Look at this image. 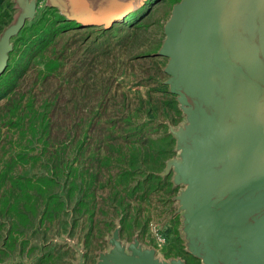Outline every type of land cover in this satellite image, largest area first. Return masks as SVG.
Returning <instances> with one entry per match:
<instances>
[{
  "label": "rangeland",
  "instance_id": "rangeland-1",
  "mask_svg": "<svg viewBox=\"0 0 264 264\" xmlns=\"http://www.w3.org/2000/svg\"><path fill=\"white\" fill-rule=\"evenodd\" d=\"M183 1L147 0L132 25L60 28L41 51L30 39L46 23L75 21L70 0H27L28 11L0 1V71L24 65L13 115L0 96V264L210 263L190 237L178 165L184 154L199 160L193 145L182 150L189 114L172 106L168 58L156 74L145 57L163 48ZM256 53L232 83L264 69V44Z\"/></svg>",
  "mask_w": 264,
  "mask_h": 264
},
{
  "label": "water",
  "instance_id": "water-1",
  "mask_svg": "<svg viewBox=\"0 0 264 264\" xmlns=\"http://www.w3.org/2000/svg\"><path fill=\"white\" fill-rule=\"evenodd\" d=\"M17 1L30 10L27 0ZM146 1L70 0L68 18L110 27ZM166 36L157 54L169 60L171 91L191 125L182 150L193 145L199 154L197 162L185 154L178 162L190 183L185 199L195 249L209 264H264V117L256 111L264 94L250 88V75L232 83L237 66L264 44V0H184ZM253 71L264 80L262 67ZM139 263L152 264L148 258Z\"/></svg>",
  "mask_w": 264,
  "mask_h": 264
},
{
  "label": "trees",
  "instance_id": "trees-1",
  "mask_svg": "<svg viewBox=\"0 0 264 264\" xmlns=\"http://www.w3.org/2000/svg\"><path fill=\"white\" fill-rule=\"evenodd\" d=\"M2 1V0H0ZM147 2V1H146ZM136 12V11H135ZM135 12H132L131 14L127 15L122 22L123 23H127L129 25L133 24V21H131V16H134L137 18L138 22H141V20H143L145 18V13L142 12L141 14H138L137 16H135ZM67 20V19H66ZM44 22V20H42ZM64 19V24L61 25V27L58 26H54L53 23H46L45 27L40 31L37 32L36 35L34 37H32L30 39V42L28 43V48L29 50H33L36 49L37 51H41L44 50L46 48V45L51 43L52 40H54V37L56 36V34L58 33V30L60 28H65L66 26L69 27L71 26H77L79 27L80 25L78 24V22H66ZM120 22V21H119ZM5 22H3L2 24H0V28H2V25ZM117 23V22H116ZM74 24V25H73ZM115 24V23H113ZM113 24L110 25V28L113 27ZM87 27H93V26H87ZM145 57L152 61L153 63H157L156 68L158 67V69H155V73L159 74L160 73V64L159 62H163L165 60V57L157 54V53H147L145 54ZM55 58H52L48 64V72L50 71V69H52L53 67H56L58 64H56L55 62ZM26 65V64H25ZM24 66V65H23ZM23 66L22 68L20 67H14L13 69H2L0 71V96H5L6 98V105L7 106V114L10 113V115H13L16 111V109L18 108V103H15V98H14V90L17 88L16 83L18 82L19 79H21L23 76ZM145 75L148 76V78H153V76H151V70L150 69H143L142 71ZM15 74V75H14ZM166 85V84H165ZM166 87L163 86V89H165ZM166 90V89H165ZM172 98H171V103L173 108L175 109V111L180 112L178 110V107L176 106V103H179V100L176 96L175 93L171 92ZM116 121L112 122V126H115ZM84 151V150H83ZM83 153V152H82ZM110 154V153H109ZM109 156V155H108ZM87 170L89 168L86 167Z\"/></svg>",
  "mask_w": 264,
  "mask_h": 264
},
{
  "label": "crops",
  "instance_id": "crops-1",
  "mask_svg": "<svg viewBox=\"0 0 264 264\" xmlns=\"http://www.w3.org/2000/svg\"><path fill=\"white\" fill-rule=\"evenodd\" d=\"M264 68V67H263ZM257 71H253L251 70L250 72V77H249V86L250 88H252L255 92L257 91V89L261 90L259 91L258 93H263L264 94V85H263V79L260 75H256ZM255 76V79L254 81H252V78ZM253 91V92H254ZM257 112L260 113V115H263L264 117V105L259 109V110H256Z\"/></svg>",
  "mask_w": 264,
  "mask_h": 264
},
{
  "label": "bare ground",
  "instance_id": "bare-ground-1",
  "mask_svg": "<svg viewBox=\"0 0 264 264\" xmlns=\"http://www.w3.org/2000/svg\"><path fill=\"white\" fill-rule=\"evenodd\" d=\"M130 16V15H129ZM120 19H123V18H120Z\"/></svg>",
  "mask_w": 264,
  "mask_h": 264
}]
</instances>
